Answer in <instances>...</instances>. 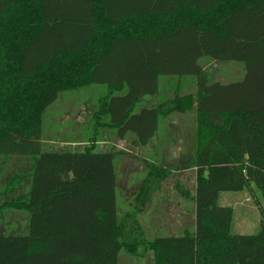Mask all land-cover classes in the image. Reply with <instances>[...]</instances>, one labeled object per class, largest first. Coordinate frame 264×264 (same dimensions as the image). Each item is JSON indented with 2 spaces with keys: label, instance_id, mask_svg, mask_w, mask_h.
Returning <instances> with one entry per match:
<instances>
[{
  "label": "trees",
  "instance_id": "obj_1",
  "mask_svg": "<svg viewBox=\"0 0 264 264\" xmlns=\"http://www.w3.org/2000/svg\"><path fill=\"white\" fill-rule=\"evenodd\" d=\"M204 56L242 62L245 75L211 81L198 62ZM170 75L193 77L196 90L135 112ZM92 84L108 93L88 142L44 150L48 106ZM191 110L195 228L128 239L118 220L116 154L97 148L98 130L108 126L120 139L131 132L146 146L163 117ZM11 155L34 160L29 191L9 203L29 212V230L0 235V264H118L122 248L138 247L153 252L154 264H264V0H0V156ZM148 164L138 209L151 179L167 174ZM243 190L259 195L255 234H234L233 207L218 201ZM128 215L140 230L137 210Z\"/></svg>",
  "mask_w": 264,
  "mask_h": 264
},
{
  "label": "rangeland",
  "instance_id": "obj_2",
  "mask_svg": "<svg viewBox=\"0 0 264 264\" xmlns=\"http://www.w3.org/2000/svg\"><path fill=\"white\" fill-rule=\"evenodd\" d=\"M214 61L219 63H210L209 65L211 81L213 79L222 81L229 79L228 76L223 77L221 73L229 70L226 67L231 62L243 66V63L239 61ZM206 64L207 61L204 65ZM173 84L174 81L166 79L162 84L163 93H166V88L171 87ZM97 85L103 87V93L98 94L95 92ZM188 85H190V82H188ZM106 90L105 84H92L85 88L61 92L43 114L44 149L49 151L82 149L94 133L92 118L94 117L96 102H93L95 99L92 100V98L98 99ZM190 90L188 88L184 91L180 90V94H187ZM180 94L179 92L176 93V95ZM193 115L192 111L185 112V114L175 112L174 117H179L177 119L179 124L175 122L174 127L166 124L165 121V124L161 126L158 141L152 142L153 147L157 146L160 149L157 154H152V152L138 145L133 135H127L124 139L113 135V131L116 133V130L112 128L106 131L107 137L112 141L110 143H97L98 149L112 151L116 154L114 163L118 220L125 226L126 236H129L128 239L138 237L140 232L146 238L153 239L156 236L180 235L179 233L183 232L182 228L187 226H189L187 229L191 228L190 230H192L193 210L191 208L193 200L191 198L196 184V168L191 166L195 162L194 155L196 151V142L194 141L196 127L192 122ZM171 128H175V130L172 131ZM175 134L180 137L173 139L172 135ZM67 139L72 140V142H66ZM177 145L182 147L179 156L176 155L177 149L175 151L173 149ZM149 162L155 166L165 167L167 174L156 180L155 177L151 179L150 192L146 196V201L152 198L160 199L163 215L159 216V220L155 218L153 221L147 222L146 217L144 218L141 213L145 206L138 209L140 201L137 200V195L148 178ZM33 165L34 160L30 156H0V235H23L28 233L29 212L18 210L10 206L9 203L19 196H25L29 191ZM183 168L192 169L185 172L180 171ZM257 196L259 197L255 194V191L247 190L221 192L218 201L220 205L233 206L237 203H243L248 197L251 198V203L255 205ZM187 202H191L190 218H186L184 221L181 217L172 218L167 205L182 203L187 208ZM259 202L264 209V200L261 199ZM172 206L175 215L182 212L181 208ZM245 206H237L234 211L232 224L234 234H255L259 231L263 222L260 212L256 213L252 209L245 208ZM134 210H137L136 221L140 230H137V228L132 230V222L127 217ZM176 217L178 216L176 215ZM123 238L126 239V237ZM118 264H154L153 252L146 251L144 247H138L136 253H131L122 248Z\"/></svg>",
  "mask_w": 264,
  "mask_h": 264
},
{
  "label": "crops",
  "instance_id": "obj_3",
  "mask_svg": "<svg viewBox=\"0 0 264 264\" xmlns=\"http://www.w3.org/2000/svg\"><path fill=\"white\" fill-rule=\"evenodd\" d=\"M206 61H207V64L204 65V63ZM229 61L231 62L232 60H229ZM198 62L203 66L204 70L208 73L209 77H210V72H209V70H210V68H209L210 67L209 66L210 63H219L217 61H214V59H212L210 57H207V56L206 57L205 56L204 57H201L198 60ZM226 68L229 69V70L224 71L221 74H223V77L224 76H226V77L228 76L229 79H227L226 81L214 80L213 79L212 81H220L222 83H229V82H232V81L240 80L245 75L244 64L242 66L239 63L231 62L230 65L227 66ZM166 79H168L169 81H174V84L171 87L168 86L166 88L167 89L166 93H163L162 84H163V82ZM188 82H190V85H188ZM191 82H192V84H191ZM159 84H160V89H159V92L157 94H155V95H145V96H143V97H141L139 99V101L136 103V106H135V112H138L142 108H153V107H156L161 101L173 99L175 96H177L176 93H178V92H179V94L181 93L180 90H183L184 91L186 88L191 89L190 91H188V93H192V92H194L196 90V86H195V83H194V79L191 76H185V77H175V76H172V75H170V76H163L160 79ZM83 88H85V87H83ZM106 88H107V90L105 91V93L102 94L98 99L92 98V100L95 99V100H93V102H96L95 103V108H94L95 111L98 108V102H97V100L99 101V99L102 96H104L105 94L108 93V86L107 85H106ZM95 92L98 93V94L103 93L104 92L103 87L100 86V85H97V89H96ZM180 95H183V94H180ZM195 110H191V111L194 114L192 116V122H193L194 126L196 127L197 126V122H196V111ZM95 111H94V113H95ZM191 111H188V112H191ZM177 113L181 114V112H177ZM182 114H185V112H182ZM174 115H175V112H173V113H171V114L163 117L160 120L159 128H158L156 134L154 135V137L150 140V142L146 146H142L145 150L152 152V154H157V151H159L160 149L156 145H155L156 147H153L154 144L152 145V142L155 143V142L158 141V138L160 137V134H161V126L165 124V121H166V124H168L170 126H173V127L175 126L174 125L175 122H177L176 124H179V122L177 121V119H179V117H174ZM104 122H105V124H108L109 121H108V117L107 116H104ZM107 130H110V128L108 126H103V127H100L99 128V131H98L99 137H97L98 143H101V142L110 143L112 141V139H110V138L107 137V133H106ZM174 130H175V128L172 129V131H174ZM113 135L118 136L117 135V132L115 133L114 131H113ZM127 135H133L134 138H135V141H136V137H135V135L133 133L129 132V133H127ZM172 137L174 139L175 137H180V136L178 134H175V135H172ZM195 139H196V137H195ZM178 140H179V138H178ZM66 142H72V140H68L67 139ZM43 143H44V139H43ZM173 149H174V151H175V149H177L176 150V152H177L176 155L179 156L180 153H181V151H182L181 145H177L176 148L174 147ZM47 151H49V150H47ZM50 151H52V150H50ZM144 158L147 160L146 157H144ZM193 168H196V167H193ZM191 169L192 168H183L180 171L185 172V171L191 170ZM195 187H196V184H195ZM195 187H194V192H195ZM256 194L258 195V193H256ZM187 203H188L187 204V208L185 206H183L182 203H178V204L170 203V204H168L167 205V209L171 211L172 218L174 217V219H175V218H180L181 217L183 219V221L186 218H190L191 213L189 211H190V207H191V202H187ZM246 204H249V205H246ZM172 205H174L175 207L177 206V207H179V208L182 209V212L181 213L179 212V213L176 214L178 217H176L175 213H173L174 212V207ZM237 206H242V207L245 206V208L250 209V210L252 209V211H254L256 213L259 212L258 208L254 204L251 203V198H248V197H246V199L244 200L243 203H237L236 205H233L232 207H233V210L234 211L236 210V207ZM191 210H193L192 211V215H193V217H192L193 218V228H192V230H193L195 228V203H194V201H192V208H191ZM141 213H142V216L144 218L146 217L147 222L148 221L150 222V220L153 221L155 218H157V220H159V218H160L159 216L163 215V211L161 210V201H160V199L152 198L150 200H147L146 201V204H145V208L142 210ZM187 227H189V226H187ZM187 227H183L182 228V231H184L185 229H187ZM232 227H233V225H232ZM190 229L191 228H189V230ZM179 234H181V233H179Z\"/></svg>",
  "mask_w": 264,
  "mask_h": 264
}]
</instances>
